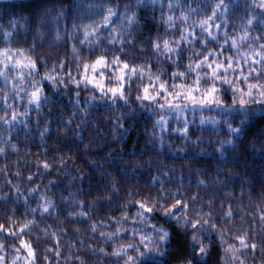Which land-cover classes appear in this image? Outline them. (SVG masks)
I'll use <instances>...</instances> for the list:
<instances>
[{
    "label": "clouds",
    "instance_id": "1",
    "mask_svg": "<svg viewBox=\"0 0 264 264\" xmlns=\"http://www.w3.org/2000/svg\"><path fill=\"white\" fill-rule=\"evenodd\" d=\"M0 264H264V0H0Z\"/></svg>",
    "mask_w": 264,
    "mask_h": 264
}]
</instances>
